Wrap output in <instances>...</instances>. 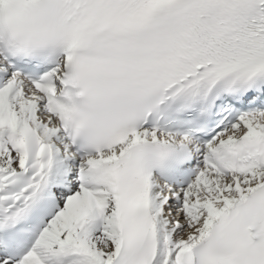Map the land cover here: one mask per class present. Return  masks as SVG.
<instances>
[{"label": "snow or ice", "instance_id": "1", "mask_svg": "<svg viewBox=\"0 0 264 264\" xmlns=\"http://www.w3.org/2000/svg\"><path fill=\"white\" fill-rule=\"evenodd\" d=\"M0 264H264V0H0Z\"/></svg>", "mask_w": 264, "mask_h": 264}]
</instances>
